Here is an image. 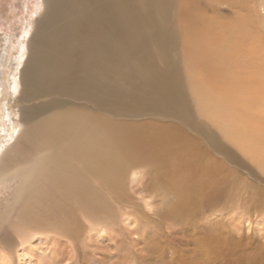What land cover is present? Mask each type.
<instances>
[{"label":"rangeland","instance_id":"374dc122","mask_svg":"<svg viewBox=\"0 0 264 264\" xmlns=\"http://www.w3.org/2000/svg\"><path fill=\"white\" fill-rule=\"evenodd\" d=\"M220 1L129 0V23L123 25L124 0H112L117 4L115 27L105 25L111 36L100 30L94 39L102 56H88L93 51L89 47L79 60L80 66H86L82 73L99 69L97 86L87 89L75 80L61 90L51 85L40 92H26L21 76L27 59L26 46L35 22L45 12L44 0H0V159L15 143L18 147L30 145L29 134L36 126L56 117L66 120L82 116L81 120L99 119L124 128L131 137L141 133L147 137L158 130L168 143L167 148L182 143L194 153H207L222 163L225 173L224 184L215 196L201 194L191 212L178 214L179 194L168 185L172 181L184 190L179 183L182 175H176L177 181L173 177L161 181L157 173L177 172L180 159L161 170L147 158L122 160V178L116 188H107L98 183L99 177L90 179L84 170L82 147L93 146V136H89L93 133L86 132L82 145H77L74 139L66 142L67 137L77 136L78 130L75 133L71 129L61 141L52 139L49 148L35 143L19 158L8 161V170L15 179L4 178L0 183V239L8 238L14 250L0 244V254L12 255L13 264H38L39 259L40 264H264V171L226 139L228 133L217 126L216 118L205 116L210 114L193 89L195 77L191 70V65L199 62L205 42H198L197 48L202 50L188 61L187 42L193 46L184 28L187 14H196L195 27L199 32H203L207 22L229 27L210 30L208 38L205 36L216 48L211 49L209 63L213 66L215 60L230 53L228 41L232 43L235 35L231 37L230 31L238 14L247 38L255 37L256 43L251 47L261 48L264 0H247L243 2L245 8H238L239 0L235 6L228 0ZM248 19L254 22L253 26H247ZM107 47L112 48L110 54L106 53ZM244 51L256 59L260 73L253 78L254 89L238 95L239 103L264 106V57L259 51ZM230 65L225 64L227 75ZM239 110L251 113L264 124V108ZM104 138L96 139L98 149L94 155L106 154L101 147L107 143ZM35 162H39L36 176L32 175L30 181L20 179L23 170ZM99 165H104L103 159H99ZM73 170L85 172L83 175L97 194L96 204H86L90 206H84L86 214L82 210L76 215L73 236L70 233L60 237L56 232L38 229L33 217L18 215L23 208L33 216L35 197L42 192L44 199L51 198L50 190L56 191L59 182L77 184L74 177L70 178ZM21 184L25 185L24 196L15 206L12 197L20 194ZM36 233L41 234L33 237ZM39 238H46V243ZM23 242L29 248L28 257L19 262ZM202 247L206 250L205 261L198 263Z\"/></svg>","mask_w":264,"mask_h":264},{"label":"bare ground","instance_id":"6f19581e","mask_svg":"<svg viewBox=\"0 0 264 264\" xmlns=\"http://www.w3.org/2000/svg\"><path fill=\"white\" fill-rule=\"evenodd\" d=\"M128 1L124 0L126 12L122 18L123 25H128L129 23ZM224 1L221 0L220 2ZM228 1L230 4L238 2V0ZM243 2H247V0H239L238 8H245ZM116 6L117 4L112 3V0H44L45 12L35 22L34 32L26 46L27 59L21 72L22 79H24L25 91L35 89V91L40 92L41 89H45L51 85L61 90L65 89L70 82L76 83L75 80H78L79 84L83 85L84 88L93 90L97 86L96 76L99 75V69L82 73V67L86 66H80L79 60L89 50V47L93 51L88 56L93 58L102 56V51L96 50L94 39L97 37V34H100L96 33V31L104 30L111 36L105 25L110 23L111 28H113V15H115L114 8ZM195 17L196 14H187L184 28L186 29L187 39L193 46L191 48L186 41L188 61L202 50L197 48L199 46L198 42L202 39L205 42L202 45L204 53L201 51L202 56L199 58V62H194L191 65V70L195 77L193 79V89L197 90V98L201 102L203 109L210 114L205 116L211 120L216 118L218 122L217 126L220 129H225L228 133L226 139H229L264 171V124L257 118H254L251 113L247 111L241 112L239 110H248L253 107L260 109L264 108V106L260 104L252 106L249 103L241 104L239 103L241 97L238 96L240 93L251 91L256 83L253 78L259 76L260 73L256 67L257 64H255L256 59L245 54L244 49L246 48L248 52L250 50L259 51L264 57V41H262V45H259L261 47L260 49L254 46L251 47L253 43H256L255 37L253 39L247 38L248 33L243 30V24L241 23L242 16L238 14L234 21L236 25L233 24L234 29L230 31L231 37L235 33L233 42L230 43L228 41L230 53L222 58H218L217 61L215 60L212 66L209 63L212 60L210 57L211 49L215 50L216 48L206 40V37L208 38L209 36L208 32L217 28H225L227 30L229 27L224 24L219 25L217 23L207 22L203 32H199L195 27ZM247 21L249 22L247 26L254 25V22L251 23V19ZM217 41L215 40V42ZM207 47L209 49L206 51ZM79 49L84 50L79 51ZM111 52L112 48L107 47L106 53L110 54ZM89 60L91 61V58ZM259 62H262V60ZM227 63L231 64V71L228 75L225 73L227 70L225 69V64ZM242 63L244 64L243 69L239 67ZM87 89L83 91H87ZM250 98L252 99L253 97ZM228 100L231 104L228 103ZM1 115H3V112ZM81 117L72 116L67 118V121L62 120L63 117H56L44 123L41 127L36 126L35 129H32L28 138L30 145L29 143H24V145L18 147L17 143H15L10 146L7 153L5 152L6 157L4 156L0 159V183L4 182V178H9V180L10 178H14V174L11 173L10 169L8 170V161L19 158L29 146H33L35 143L39 144L38 146L40 148L42 146L49 148L52 139L59 142L61 141V137H66L72 131L71 129H74V132L78 130V133L75 132L77 136L74 138L67 137L66 142L74 139L75 144L82 145V138H86V132L93 133L89 135L93 136L94 142L91 143L93 146L90 147L89 144H85L82 147L85 150V155L89 154L87 157L83 155L84 170L90 179H92V176L99 177L100 180L98 183H104L107 188L113 189L117 187L124 174V169L119 168L120 162L130 158L150 159L156 164L157 170L169 167L177 159L181 160V167L177 172L157 173L161 181L172 177L177 181L178 178H176V175L179 173L182 175L180 176L179 183L185 187L184 190L172 181L168 185L172 189L175 187L179 194L178 214L191 212L198 196L204 194L210 198L214 194H217L224 184V167L220 161L213 160L207 153H194L191 147L184 146L182 143H178L173 148H167L166 145L168 143H166L158 130L152 131L151 135H147V137L142 135V133L131 137L127 134L128 130L117 125V127L114 125L111 126L109 123L106 124L99 121V119L96 120L87 117L84 118L85 120H81ZM62 124H65V127ZM99 136L102 138L105 137L104 139L107 141L105 146L101 145L102 149L106 151V154L103 153L100 157L93 153L98 149L96 139ZM78 159H82L80 158V154ZM99 159L104 160V165L101 167L99 165ZM127 161L130 162L131 160ZM38 165L39 162H35L33 165L31 164V166L26 167L20 179L30 181V177L36 174L35 170ZM70 167L72 168L71 165ZM75 168L77 169V167ZM77 170H73L72 175L70 174V178L72 179L74 177L72 180L77 184L69 185V182L63 185L62 182H59L56 191L50 190L51 198L47 197L44 199L42 196L45 195H42V192L35 197L36 202H34L33 216L28 215L23 208L20 209L21 211L18 215L33 217V223L38 229L56 232L60 237H62V234L69 236L71 233L72 235V230L77 225L76 215L82 212V210L85 215L86 209L84 206H87L86 204L94 205L97 202V194L94 192V188H92L93 185L89 183L90 180L86 179L83 175L85 172L81 174ZM67 177L68 175L66 179ZM94 179L96 180L97 178ZM24 188L25 185L21 184L22 192L19 188L20 194H17L16 197L14 195L15 198L12 197L13 205L16 206L19 200L22 201ZM89 205L87 207H90ZM92 207L95 208L96 205ZM94 208L91 211L92 213L96 212ZM88 210L90 209L88 208ZM40 234L36 233L33 237ZM7 239L5 237L0 239V244H7V247L9 246L11 250H14L12 249V243L7 242ZM39 240L46 243L45 241L47 239L39 238ZM28 249L23 242L20 254L18 252L19 262L24 261L28 257ZM4 251L6 252L5 249ZM198 254V263L204 262L206 256L205 248L202 247L198 251ZM250 255L253 256L251 253ZM11 257L12 255L10 254H0V264H13L10 260ZM37 263L40 264V259Z\"/></svg>","mask_w":264,"mask_h":264},{"label":"water","instance_id":"95a60500","mask_svg":"<svg viewBox=\"0 0 264 264\" xmlns=\"http://www.w3.org/2000/svg\"><path fill=\"white\" fill-rule=\"evenodd\" d=\"M67 121V120H66ZM66 123V122H65ZM62 126H64L65 127V124H62Z\"/></svg>","mask_w":264,"mask_h":264}]
</instances>
